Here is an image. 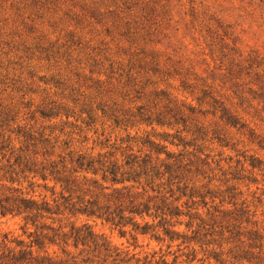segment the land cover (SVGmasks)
Wrapping results in <instances>:
<instances>
[{
	"label": "rangeland",
	"instance_id": "1",
	"mask_svg": "<svg viewBox=\"0 0 264 264\" xmlns=\"http://www.w3.org/2000/svg\"><path fill=\"white\" fill-rule=\"evenodd\" d=\"M96 53L157 64L159 73L143 80L181 106L187 123L126 128L99 118L79 136L74 130L73 145L118 156L149 153L145 139L165 147L173 157L160 159L174 169L181 165L178 186L187 187L174 204L185 212L186 203L194 219L190 229L187 217L178 219L172 242L160 231L159 240L130 228L121 235L89 221L94 232L138 264H220L213 259L219 254L221 264L257 263L233 259L246 251L264 264V0H0V109L8 124L57 135L53 127L67 120L42 119L38 110L51 103L72 110V98L91 95L85 79ZM222 108L236 126L227 124ZM128 134L137 142H126ZM201 220L219 235L207 237V246L183 241L182 235L202 230ZM254 233L263 242L256 239L258 248L248 249ZM4 234L25 239L18 219L0 218Z\"/></svg>",
	"mask_w": 264,
	"mask_h": 264
},
{
	"label": "trees",
	"instance_id": "2",
	"mask_svg": "<svg viewBox=\"0 0 264 264\" xmlns=\"http://www.w3.org/2000/svg\"><path fill=\"white\" fill-rule=\"evenodd\" d=\"M89 62L85 80L91 83V95L83 96L82 102L72 98V110L53 103L47 110H38L42 119L61 116L67 120L62 128L53 127L57 135L52 136L53 131L45 134L28 124L9 125L7 114L0 109V218L18 219L25 236H0V264H138L95 233L89 221L109 225L121 235L130 228L159 240L155 234L160 231L170 242L179 237L175 227L180 217H187L185 227L192 228L190 207L185 203L186 211L182 212L183 207L174 204L186 196L187 187L178 186L181 165L174 169L160 159L162 154L166 159L173 157L165 147L145 139L141 145L148 147L149 153L118 156L115 152L94 154L93 148L83 152L73 145L74 130L79 136L83 127L95 125L99 118L126 128H173L187 123L181 106L165 91L154 89L149 79L143 80L159 73L157 64H142L134 56L125 60L100 53L91 55ZM149 87L153 89L146 91ZM142 100L146 104H141ZM221 113L227 124H238L224 108ZM69 118L81 125L69 123ZM66 127L73 130L65 132ZM133 139L136 143L128 134L126 142ZM182 146L187 147L185 143ZM176 193L179 196L175 198ZM193 195L196 193L190 192L189 199ZM200 222L202 230L194 231L188 239L182 235L183 241L210 244L207 237L216 232H207L205 221ZM256 239L263 242V237L254 233L248 249L258 248L252 243ZM220 255L213 259L221 264L224 261L219 260ZM233 259L255 264L262 261L249 251L237 253ZM143 264L167 263L160 260Z\"/></svg>",
	"mask_w": 264,
	"mask_h": 264
}]
</instances>
